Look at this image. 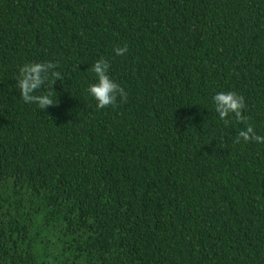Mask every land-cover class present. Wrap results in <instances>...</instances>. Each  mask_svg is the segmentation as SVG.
<instances>
[{"label":"trees","instance_id":"trees-1","mask_svg":"<svg viewBox=\"0 0 264 264\" xmlns=\"http://www.w3.org/2000/svg\"><path fill=\"white\" fill-rule=\"evenodd\" d=\"M101 58L127 93L103 109ZM32 63L55 105L23 100ZM247 125L264 136V0H0V264H264Z\"/></svg>","mask_w":264,"mask_h":264},{"label":"clouds","instance_id":"clouds-1","mask_svg":"<svg viewBox=\"0 0 264 264\" xmlns=\"http://www.w3.org/2000/svg\"><path fill=\"white\" fill-rule=\"evenodd\" d=\"M127 51V46L116 48L117 55H123ZM56 66L54 63H32L23 66L20 69V79L18 80L21 96L25 102L36 103L39 108L43 109L48 105H55L51 99V93L42 95H33V93L41 87L48 79L47 73L41 75L46 68ZM92 71L96 74L97 82L89 85L87 91L97 101L98 108H106L114 105L117 100V95L122 99H126L127 93L124 89L108 75L110 64L107 60L101 58L92 66ZM54 79L60 76L59 72L52 73ZM213 100L216 105V112L221 120H224L229 114H234L237 121L244 123L246 117L242 115V110L245 108V100L242 95H238L234 91L217 93ZM243 139L245 142L255 141L264 143V136H259L255 133L251 125L246 126V130L239 131L235 143H240Z\"/></svg>","mask_w":264,"mask_h":264}]
</instances>
